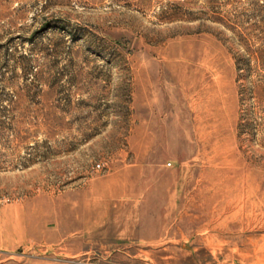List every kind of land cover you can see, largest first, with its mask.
<instances>
[{
	"label": "rangeland",
	"instance_id": "1",
	"mask_svg": "<svg viewBox=\"0 0 264 264\" xmlns=\"http://www.w3.org/2000/svg\"><path fill=\"white\" fill-rule=\"evenodd\" d=\"M0 264H264V0H0Z\"/></svg>",
	"mask_w": 264,
	"mask_h": 264
}]
</instances>
